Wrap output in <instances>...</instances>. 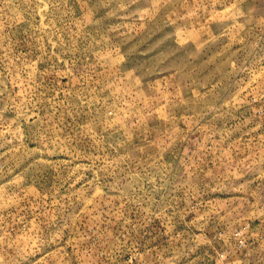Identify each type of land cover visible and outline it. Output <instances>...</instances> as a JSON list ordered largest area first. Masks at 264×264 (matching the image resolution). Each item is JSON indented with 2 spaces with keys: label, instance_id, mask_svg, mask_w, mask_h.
<instances>
[{
  "label": "rangeland",
  "instance_id": "obj_1",
  "mask_svg": "<svg viewBox=\"0 0 264 264\" xmlns=\"http://www.w3.org/2000/svg\"><path fill=\"white\" fill-rule=\"evenodd\" d=\"M0 264H264V0H0Z\"/></svg>",
  "mask_w": 264,
  "mask_h": 264
}]
</instances>
